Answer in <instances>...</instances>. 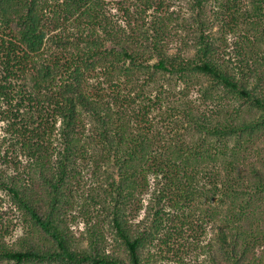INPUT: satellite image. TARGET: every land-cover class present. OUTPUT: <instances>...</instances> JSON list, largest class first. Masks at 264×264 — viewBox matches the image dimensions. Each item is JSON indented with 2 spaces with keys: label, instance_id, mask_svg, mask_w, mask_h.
<instances>
[{
  "label": "trees",
  "instance_id": "obj_1",
  "mask_svg": "<svg viewBox=\"0 0 264 264\" xmlns=\"http://www.w3.org/2000/svg\"><path fill=\"white\" fill-rule=\"evenodd\" d=\"M263 132L264 0H0V264H197L213 223L210 264H264V172L241 164ZM91 166L118 174L77 238Z\"/></svg>",
  "mask_w": 264,
  "mask_h": 264
},
{
  "label": "rangeland",
  "instance_id": "obj_2",
  "mask_svg": "<svg viewBox=\"0 0 264 264\" xmlns=\"http://www.w3.org/2000/svg\"><path fill=\"white\" fill-rule=\"evenodd\" d=\"M220 32V31H219ZM216 33H218V30H216ZM220 36V33L216 34V36ZM189 42V41H187ZM238 42V39H228V50L230 53L234 55L235 53V47L234 43ZM189 44V43H188ZM189 46H191L189 44ZM190 50H193L192 47ZM176 52V50H174ZM235 57V55H234ZM207 83H203L202 85H198L196 89L193 91L191 90L190 92V98L196 102L202 110H210L211 109V102H207L203 99V94H202V88H206ZM184 87L182 85H179L177 87V90L181 91ZM225 102V101H224ZM224 102H221L223 106H217L213 105L214 109L212 110V113L216 115V113H222V115L225 114L223 112L225 110V104ZM216 104V103H215ZM236 107H239V103L237 102ZM196 138V137H195ZM189 139H192V135L189 137ZM249 139H253V143H249L247 148L249 150L247 153L244 155V157L247 159L243 161L244 158H242V169L247 171V175L250 172V166H255L256 168L261 169L264 172V132L259 133L257 135H254L253 137H249ZM229 148L233 149V147H236L239 145V142L234 139L230 140L228 143ZM230 157V156H229ZM231 158V157H230ZM233 158V157H232ZM19 159V158H18ZM22 164L27 165L28 162L25 159H19ZM219 164L223 165V158L220 156L218 158ZM27 163V164H26ZM104 169H107L104 167ZM102 170L101 172L98 173V175L93 174V167L91 166L89 170L84 171L82 173V176H84V179L78 178L81 182L80 186V200L77 205L74 207L70 208L67 210L66 215H64L63 218L64 220L69 223L72 227V231L75 234L77 238H82L86 237L88 232L94 224H96L98 221H102L103 219H106L107 221L109 220L108 216H104L105 214L102 213L101 207L105 206L106 203L109 204L108 201H104L103 199L105 198V188H108V183H107V178L108 176L112 175L114 177H117V170L116 169H108L109 174L105 173V170ZM221 174H224V171L222 170ZM236 176V175H235ZM104 186V187H103ZM105 193V195H104ZM5 197V196H4ZM139 198V197H138ZM153 197L151 195H146L143 197L142 201V210L138 214L137 220L134 221V224L140 223V222H145L144 227L147 225L149 226V219L151 220L150 217V212L147 211L148 207L150 206L149 204L152 205V199ZM5 202V211L9 214V218L13 219L14 224H16V227H13V225H10V230L11 232V242H17L20 240L23 236L24 233L26 232L25 228L22 227V218L20 213L16 210L15 207L11 204V202L6 198ZM140 199V198H139ZM105 200V199H104ZM102 202V204H101ZM150 208V207H149ZM13 209V210H12ZM88 212L89 216L92 217V220L90 221L88 217L85 215ZM19 224V225H18ZM217 223H213L210 225V227L206 231V235H204L202 242L200 245L204 247V250L200 251V253L196 254L198 257V262L197 264H210L212 255L211 253H208V246L213 247L214 250L217 249L216 247V235L218 234V227L216 226ZM108 227V226H107ZM143 227V228H144ZM107 229V228H106ZM104 230V232L106 231ZM106 236H108L106 234ZM107 238H110L108 236ZM87 244H84V247H86ZM115 245V241L112 238H110V245H108V252L113 253V246ZM199 246V245H198ZM264 248H258L256 250V255L258 257H263L264 258Z\"/></svg>",
  "mask_w": 264,
  "mask_h": 264
}]
</instances>
